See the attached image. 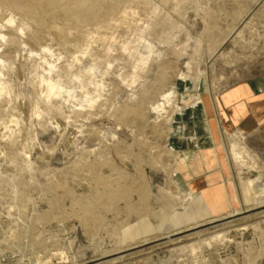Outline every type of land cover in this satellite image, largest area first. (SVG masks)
Wrapping results in <instances>:
<instances>
[{
  "label": "rangeland",
  "instance_id": "rangeland-1",
  "mask_svg": "<svg viewBox=\"0 0 264 264\" xmlns=\"http://www.w3.org/2000/svg\"><path fill=\"white\" fill-rule=\"evenodd\" d=\"M101 1L108 7L115 0ZM118 5L106 21H90L83 29L72 25L67 48L49 32L35 42L31 29L18 32L19 42L8 47L11 30L17 32L15 23L7 22L14 13L0 10V34L6 38L0 37V51L10 49L12 63L6 78L10 102L0 114V264H264V163L251 154L240 131L224 135L235 199L220 196L203 225L166 238L151 233V220L177 211L185 215L190 204H201L200 193L186 190L181 175L200 160L181 146L187 141L185 114L169 119L189 97L215 98L264 72V0H120ZM144 45L155 52L149 55ZM175 87L181 92L159 120L152 108ZM134 93L139 101H130ZM86 98L94 99L95 113L75 117L72 111L84 108ZM141 100L139 115L126 123L113 116ZM45 102L63 108V115H38L35 106ZM172 135L183 139L174 146ZM13 152L14 164L8 158ZM80 157L110 161L101 169L114 178L122 167L131 179L141 174L146 197L135 191L129 211L124 201L118 211L115 205L98 206L97 225L86 227L74 213L79 204L73 197L93 200L100 187L93 173L75 169ZM204 162L211 167L207 158ZM208 195L211 199V190Z\"/></svg>",
  "mask_w": 264,
  "mask_h": 264
},
{
  "label": "bare ground",
  "instance_id": "bare-ground-1",
  "mask_svg": "<svg viewBox=\"0 0 264 264\" xmlns=\"http://www.w3.org/2000/svg\"><path fill=\"white\" fill-rule=\"evenodd\" d=\"M119 1L120 0L110 1V5L108 7H104L103 5L105 1H101V0H0V10H5V12L10 11L14 13L15 15V16L9 15L11 17H9L7 21L10 25L15 23L16 30H17V32L15 33L12 32L13 29L11 30V33H10L11 36L7 39V46L10 47L11 45L18 43L19 33L28 31L29 29H31L30 35H31V38L35 42L37 43L43 42L42 40L44 37V33L49 32L50 34L52 33L55 34L56 37L60 41H63L64 42L63 46L67 48L68 38L72 30V27H71L72 25L76 26L79 29H83L90 21H93V20L106 21L107 19L111 17V15H113L118 10ZM59 12L61 13L60 15H59ZM17 15L19 18H17ZM59 19L63 20L62 25H59L58 23ZM0 37L2 40L6 39L5 35L2 33L0 34ZM1 47H0V50H1ZM123 49L132 51L131 47L129 46H123ZM144 49L147 50L149 55H152V53L155 52L153 48L151 49L150 45H144ZM130 54H132V52H130ZM10 58H11L10 49L5 48L4 50L0 51V114L4 112L5 108L7 107V105H9V102H10L9 94L11 92V89L8 86V82L6 80V78L10 76V67L12 64V63L11 64L9 63L11 61ZM7 63L9 64V67H7ZM3 90H7L6 94L4 95H2ZM180 90L181 89L179 87H175L174 89L167 90L163 94L161 101L152 108V111H155L157 113L159 120L165 118V115L167 113V110H166L167 106H169L174 101V98L177 96V94L181 92ZM54 92H55L54 88L50 87L49 93L52 94ZM136 100L139 101V93H134L131 95L130 101L133 102ZM205 100H207L206 96H204L202 93H198L196 96L189 97L188 104L184 106L177 104L176 106L177 110L175 112L176 116H172V118L169 119V122L174 121V118L177 116H183L185 113L188 112V110H190L193 114V116H191L190 118L194 119L195 117L194 110L196 108L201 107L202 112L204 111L203 101ZM93 101H94L93 98H86L81 104L82 107L84 108L72 111L73 115L77 118H80V117L89 118L93 116V114L95 113L94 109L96 107L93 104ZM141 102L135 105H126V107L124 108H119L113 112V116H116L117 119L121 123H126L130 115H139V111L142 109V104H143V102L142 103ZM35 107H36L35 111L38 115H42L45 113H48V114L57 113V114L63 115L64 113L63 108H60V107L54 108L50 104V102H45L44 106L42 107H40L39 105H36ZM232 151L233 152L235 151L234 147L232 148ZM123 154L124 153H122V155ZM99 155H102V152H100ZM8 158L10 159V162L14 164L17 162L18 155L13 152L8 156ZM136 162H138V160ZM108 163H110V161L108 160L105 161L104 159L102 160L101 158L100 159L98 158L95 161L87 162L85 160H81V157H80V161L79 162L77 161V163L75 164L76 170L81 169L82 171V169H86L87 171L93 173V176H94L93 180L95 184L100 187V190L94 195L93 200L90 197L88 198L84 197V194H83V197H77L75 195L73 197L74 203L79 204L78 206L79 209L78 210L76 209L74 213H76V215L80 217L82 224L85 225L86 227L91 226V224L96 223L99 220V215H97L95 212L98 206H103V207L105 206V207L110 208V207H114L115 205L114 210L118 211L119 207L116 208L117 204L120 201H124L125 209L129 211L133 208L131 197L135 191L138 193L140 199H144L146 197V194L143 191L142 186H140L139 184L140 182L139 175L141 174H139L137 178L134 177L133 179H131V176L128 174V172L123 170V167H122V169L118 171L119 175L114 178L112 176L104 174L102 171L103 169H101L102 167H104V165L106 167V164ZM125 164L127 165L128 163H125ZM21 167L23 166L21 165ZM22 171H25V169H22ZM135 184H138L139 186L135 188L133 186ZM125 227L123 228L125 229ZM127 228L128 227H126V229ZM129 228H132V227H129ZM140 228L139 230L142 229L144 231L143 228L141 229ZM137 236H138V233H137Z\"/></svg>",
  "mask_w": 264,
  "mask_h": 264
},
{
  "label": "crops",
  "instance_id": "crops-1",
  "mask_svg": "<svg viewBox=\"0 0 264 264\" xmlns=\"http://www.w3.org/2000/svg\"><path fill=\"white\" fill-rule=\"evenodd\" d=\"M203 109L194 110L195 117L188 110L182 120L187 125V141L181 144L183 151L195 152L200 160L192 162L181 171L183 186L186 190L198 191L201 204H190L184 215L177 214L152 222L153 231L167 236L184 228H194L204 224L210 218V205H219L221 200L234 197L232 182L235 181L229 148L224 144V135L228 132H242L245 143L250 146L251 154L258 157V163H264V72L253 74L232 84L215 98L203 101ZM182 136H170V144L177 145ZM206 158L211 163L207 167ZM233 161V160H232ZM257 171V170H253ZM252 172V171H251ZM234 188V187H233ZM212 191L209 198L208 191ZM206 212V213H205ZM223 212L218 211L216 216Z\"/></svg>",
  "mask_w": 264,
  "mask_h": 264
},
{
  "label": "water",
  "instance_id": "water-1",
  "mask_svg": "<svg viewBox=\"0 0 264 264\" xmlns=\"http://www.w3.org/2000/svg\"><path fill=\"white\" fill-rule=\"evenodd\" d=\"M168 237V236H165V238Z\"/></svg>",
  "mask_w": 264,
  "mask_h": 264
}]
</instances>
